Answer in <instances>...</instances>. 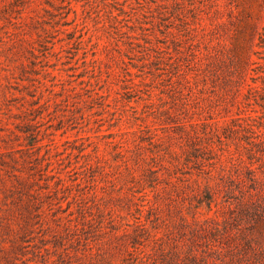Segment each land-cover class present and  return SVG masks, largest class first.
I'll return each mask as SVG.
<instances>
[{
  "label": "rangeland",
  "instance_id": "obj_1",
  "mask_svg": "<svg viewBox=\"0 0 264 264\" xmlns=\"http://www.w3.org/2000/svg\"><path fill=\"white\" fill-rule=\"evenodd\" d=\"M263 32L264 0H0L3 247H11V238L17 234L6 231L8 222L15 230L22 224L14 196L9 195L15 178L7 174L1 162L2 157H11L2 156L3 153H15L21 166L45 155L48 160L44 164L51 161L50 169L56 173L67 166L82 172L85 167L80 165L84 162L92 166L87 175L82 174L83 182L65 193L80 222L78 234L66 229L65 220L60 218L67 214L64 209L68 200L63 201V207L58 203L50 209L48 203L54 191L41 187L47 180L40 179L35 188L44 194L41 208L34 210L35 215H40L26 242L28 249L12 251L4 264H43L47 251L44 247L43 254L37 255L36 251L43 236L54 239L50 224L69 233L68 244L77 253L72 259L78 264H176L166 263L169 251L178 250L182 257L186 256L193 234L196 240L191 246L202 252L197 264H256L262 260L260 253H254L251 247L246 251L243 246L244 235L250 237L257 232H252L254 220L240 218L238 210L228 205L214 204L210 210L206 202L182 187L184 181L175 180L180 174L190 177L185 182H204L194 161L176 168V173L168 160V145L180 151L183 161H187L188 146L181 139L172 145L153 144L150 136H167L169 130L161 122L167 116L166 109L173 108L174 90L166 77L169 70L186 59L190 43L209 34L213 43L221 40L227 47H252L248 67L256 74L255 69L264 68V47L258 45ZM227 64L230 71L236 68L230 64V57ZM223 71L217 68L220 77L215 76V81L210 80L205 86L201 84L204 89L200 94L206 102H211V96L216 98L212 108L216 115L225 112L221 96L225 92ZM143 76L149 84L136 85L133 93L127 91L125 86L139 82ZM257 81L264 85V77ZM250 82L254 81L250 78ZM183 88L189 92L188 86ZM241 90L243 98L255 94L261 97L264 93V89L250 91L247 85ZM230 106L231 114H237L238 105ZM143 127L149 131L141 132ZM32 136L37 139L34 144ZM83 146L86 149L81 151ZM151 149L158 151L160 158L153 160ZM121 150L131 157L136 150L147 156L135 171L138 177L148 176L150 166L158 170L160 190L148 188L152 199L138 191L139 183L130 173ZM187 170L194 172H182ZM139 205L144 212L138 210ZM210 215L222 220L221 232L210 240L223 249L221 258L213 262L205 251L206 238L192 232L196 220L204 222ZM140 217L148 229L142 232L143 243L137 244L138 252L132 254L130 250L135 247L125 232L137 231ZM113 226L117 229L112 230ZM54 249L52 259L62 264ZM34 257L38 261L30 260Z\"/></svg>",
  "mask_w": 264,
  "mask_h": 264
},
{
  "label": "trees",
  "instance_id": "obj_2",
  "mask_svg": "<svg viewBox=\"0 0 264 264\" xmlns=\"http://www.w3.org/2000/svg\"><path fill=\"white\" fill-rule=\"evenodd\" d=\"M212 30L215 29L212 28ZM212 39V36L205 34L199 40L204 42V45L200 44L199 41L190 43V47L186 51L188 53L186 59L179 61L167 73L168 85L174 90V93H171L174 104L172 109H166L167 116L161 124L169 131L164 138L155 139V137L150 136V140L153 144L170 142L172 145L178 142L177 139H181V143L188 146L186 149L187 161H183L180 158V151L168 145V160L175 169L183 167L184 163L194 161V166L199 169L198 174L204 177V182L195 179L194 185L191 182H185L189 181L190 177L180 174L176 175L175 180L184 181L182 187L198 196L202 203L206 202L210 210L214 209V204L217 206L222 204L224 207L228 205L232 210H238L237 215L240 218L245 217L248 221L254 220L252 225L255 230L252 232H257L252 233L250 237L244 235L245 243L243 242V246L246 251L248 247H251L254 253H260L263 257L260 260L262 263L257 260L256 264H264V93L261 94V97L256 96V94L254 97L251 95H246L244 98L240 97L243 85H247V88L254 92L264 89V85L262 86L257 81L259 77H264V68H254L256 74L250 71L248 62L252 58V47L246 49L239 46L227 47L221 40L213 43L211 42ZM258 45L264 47V32L260 36ZM227 57H230V64L236 67L231 71L227 66ZM217 68L225 70L221 80L222 86L225 88V92L221 95L224 98L225 112L216 115L212 111V108L215 107L213 101L216 98L211 96L209 97L211 102H206L200 92L210 80L215 81V76L220 77V74H217ZM158 75L162 76L163 73ZM250 78L254 82H250ZM149 82L148 78L143 76L139 82L129 83L125 87L127 91L133 93L136 90V85H147ZM184 86H188L189 92L184 91ZM235 104L239 107L238 112L231 114L233 108L230 105ZM243 106L250 108H243ZM221 117L225 118L222 119ZM147 131H149L147 127L141 129V132ZM36 140V136H32L31 144H34ZM232 143L235 144L234 147H232ZM80 149L83 151L86 147L83 146ZM151 152L153 160L160 158L158 151L151 149ZM204 152L208 154L204 155ZM121 154L127 161L130 173L139 183L138 191L152 199L148 188L160 190L157 185L161 181L158 170L150 166L148 176L138 177L135 171L137 168H141V163L147 159V156L141 150H136L134 157L123 153L122 150ZM5 155H9L11 160L2 157L1 162L6 167L7 174L15 178L10 187L9 195L14 196L15 206L21 212L22 224L20 228L15 230L11 222H8V230L6 231H17V234L11 238V247H3L2 242L5 239L0 240V264H4V261L9 259L12 251L19 249L24 252L28 249L26 242L30 241L36 216L40 215L39 213L35 215L34 210L41 208L40 198L44 194L43 191L35 188V185L40 184V179L47 180L44 185L40 184L41 187H48L54 191L48 203L50 209L55 208L58 203L60 204L59 207H63V201L68 200V196L65 194L66 190L80 185L83 182L81 181L82 174L87 175L86 173L92 168L91 164L88 165L84 162L80 165L85 167L82 172L75 170L76 167L67 169V166L56 173L52 172L54 169H50L51 161L44 164V161L48 160L45 155H38L31 160L33 161L32 164L23 166L19 164L20 160L15 153L9 151L3 153L2 156ZM193 157H196L197 160L195 161ZM19 171H27L28 174L25 176ZM174 172L178 173L179 170L176 169ZM174 172L171 171L170 174H174ZM182 172L193 174L194 171ZM52 180L54 183L51 182ZM67 203L68 206L64 209L67 214L61 215L60 218L65 220L66 229L78 234V230L81 228L80 222L74 216L75 211L70 208L72 200H68ZM138 210L144 212L142 205L138 206ZM80 211L83 212V209L80 208ZM236 220L240 219L237 218ZM221 221L218 216L210 215L204 222L196 220L197 225L192 229L195 235L206 238L208 248L205 251L211 256L212 262L220 259L221 251H223L219 243L210 241L211 237L217 238L221 232ZM250 223L252 222L250 221ZM50 225L55 231L54 239L50 240L43 236L41 238L42 243L38 245L39 249L36 251L39 253L37 255L43 254V247L47 251L46 257L42 259L43 264H53V262L59 264L56 259H52L51 249L53 247H55L54 251L59 254L58 259L62 261V264H78L72 259L77 253L68 244L71 239L69 233L63 232L57 225ZM114 229L117 227L113 226L112 230ZM147 229V222L140 217L138 230L125 232L127 235L130 234L131 242L135 247L130 250L132 254L138 252L137 244L143 243L142 232ZM86 238L88 239L89 236ZM190 238L192 243L195 242L194 234ZM192 243H188L190 253L184 257L178 250L169 251V258L166 263L182 264L185 261L186 264H197V259L202 256V252L194 245L191 246ZM31 259L38 261L36 257ZM154 261L155 259L152 262Z\"/></svg>",
  "mask_w": 264,
  "mask_h": 264
}]
</instances>
